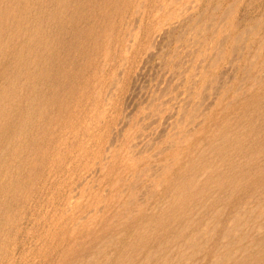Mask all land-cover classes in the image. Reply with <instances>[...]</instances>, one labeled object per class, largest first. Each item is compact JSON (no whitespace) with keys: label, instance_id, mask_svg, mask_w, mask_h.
I'll list each match as a JSON object with an SVG mask.
<instances>
[{"label":"bare ground","instance_id":"6f19581e","mask_svg":"<svg viewBox=\"0 0 264 264\" xmlns=\"http://www.w3.org/2000/svg\"><path fill=\"white\" fill-rule=\"evenodd\" d=\"M142 2L143 0H0V260L7 257L12 245H19L20 241L17 240H20L24 234H31L40 244L34 248L31 246L32 254L45 259L42 264H76L81 256L83 257L81 261L85 259V255L92 250L94 241L100 239L114 241L117 232L122 229L125 231L123 233L131 234L133 235L131 238L136 239L134 242L122 239L120 247L117 246L119 259L126 260L129 264H135L140 251H144L152 245L153 250L155 249L154 243L158 245L160 242H162L159 244L160 247L163 246L167 250L171 244L183 242L196 255L202 250H206V247L210 245L209 250L215 248L209 251L208 256L218 264H264V80L254 83L255 89L251 92L247 91L246 95L242 96L243 94L240 92L242 100L237 101L236 107L234 101L229 100V103L225 104L227 105L226 112L235 110L233 113L236 112V114H234V118H226V121L223 122L217 119L220 121L218 122L220 125L214 124L218 126V129L214 132L213 139L209 143L210 157L204 156L207 151L205 150L198 153L200 156L192 155L186 165H180L175 170H173V166L167 164L169 162L163 166L164 168H161L163 169L161 181L166 182L165 193L171 195L170 205L168 204L166 209H160L161 211L157 214H148L143 207H140L142 205L136 207L137 200L134 202L128 198L129 200L123 204L125 208L123 211L127 212L125 214L127 216L120 212L118 214L115 212V216L112 215L110 219L109 216H104L98 231L95 229L96 227H90L91 223L88 222L78 227L77 232L72 230L76 220L71 219L67 211L74 208L73 201L76 194H67L68 190L67 193L65 190L67 186L69 188L68 177L75 175L77 170L83 169V166L86 167L91 163L89 160L84 162L81 159L88 153L87 148L91 149L87 140L96 138L97 134L90 124L99 122L101 117L100 93L103 88L106 89L105 84L108 82H105L104 79L100 80V61L110 57L111 44L114 41L120 47L118 57L128 50L129 42L132 39L129 40L126 33L119 37L117 28L123 24L124 17L127 16L130 9L133 10L137 5L139 7ZM170 4L173 3L170 2ZM238 4L237 1L231 3L229 11L225 13L229 19L225 24L231 30L238 28L240 24L233 17V14L238 11L236 10ZM182 7H186L185 4ZM225 9L227 8H224V11ZM157 11L160 10L156 9ZM253 20L246 17L241 23L247 21L249 24L253 23ZM256 20L254 21L256 22ZM216 26L218 27L217 24ZM241 33L243 32L234 31L229 35L228 51H231L235 44L237 46ZM261 40L264 41V38ZM220 42H216V44ZM232 54H236L235 51L231 53V57ZM247 54H250L249 51ZM256 58L254 59L256 60ZM214 64V62L211 63V65ZM244 67L246 68V66ZM261 67L263 68L264 65ZM254 76L256 75L254 74ZM250 77L248 78L250 79ZM256 80L258 78H252L251 82ZM114 81L112 82L114 83ZM246 81L245 83H247ZM96 82L101 83L99 90L96 88L98 85ZM198 99L196 98V102L200 101ZM191 112V115L194 116L193 114H197V108H192ZM199 112L201 114L200 110ZM225 114L224 116H226ZM202 115L204 114L202 113ZM176 134L175 132L174 135ZM98 138L96 139L98 140ZM190 138L183 135L175 140L171 150L174 160L171 161L178 160V154L186 144H190ZM109 144L111 146L110 141ZM141 147L143 148V146ZM122 149L125 150V148ZM126 159L129 160V158ZM130 163L126 167L131 170L124 171H131L132 179L138 173H143L136 174L135 163ZM154 164L157 163H151V166ZM156 169L155 167L154 170ZM202 171L205 172L206 177L201 181L198 176ZM137 178L135 177L136 180ZM118 180L120 182L122 179ZM127 192L129 191L127 190ZM121 193L119 194L121 195ZM145 202L147 203V201ZM200 207L204 210H200L202 212L198 213L199 216L194 219V210L197 208L199 210ZM80 217L82 218V216ZM218 220L219 223L215 225L214 221ZM26 222L27 224L21 226ZM70 227L72 228L70 229ZM162 233L164 234L161 235ZM209 235L214 236L213 242ZM78 237L82 238V242L77 241L76 243L75 240ZM86 238L90 240V246L89 244L84 246ZM179 243L178 246H180ZM174 246L176 247V245ZM25 247L23 242V250ZM238 252L241 254L239 257L236 256ZM159 253L154 256H152L153 253H150L144 259L145 262L147 264H168L169 260L164 257L161 259V252ZM54 254L55 260L52 257ZM177 254L178 260L185 259V251L181 252L180 250ZM194 254L193 256H195ZM93 255L95 256V253ZM202 257L205 259L204 256ZM89 258L91 259V257ZM5 262L7 261H2L0 264Z\"/></svg>","mask_w":264,"mask_h":264},{"label":"rangeland","instance_id":"374dc122","mask_svg":"<svg viewBox=\"0 0 264 264\" xmlns=\"http://www.w3.org/2000/svg\"><path fill=\"white\" fill-rule=\"evenodd\" d=\"M173 1H175V0H172V1L171 0L170 1L169 0H162V1L161 0H143V2L140 4L139 7L137 5L133 8V10L130 9V12L127 14L126 17H124L125 20H123V24H121L117 28L118 32H119V37H121L122 35H124L126 33V35H128V38H130L129 40L132 39L129 42L130 45L128 47V50H125L124 51L125 53L123 55H121L120 57H118L117 54L119 53L118 49H120V47L117 46V44L114 41L111 44L112 49H111L110 57L108 59L104 58L100 61V65H99V69H100L99 73L101 74L100 80L103 81V79H104L105 82L106 81H108V82L105 84L106 89L103 88L101 93H100L101 104H100L99 110L101 112V117L99 118V122L97 124L96 123L90 124V127L91 128L93 127L95 134H97L96 138L99 137L100 139L98 138V140H97L95 138V139L87 140L91 149L87 148L88 149V153H87L88 155L85 154L84 155L85 158L82 156L81 160L84 162H88V160H89L91 163H89V165L86 167L83 166V169L77 170L76 171L77 173L75 175L68 177L67 181L69 182V188L67 186V188L65 190L66 193L68 190L67 194H72V195L76 194L75 198H74L75 200L73 201L74 208L72 210L67 211V213H69L70 218L74 219V221L76 220L74 222L75 226L72 229L75 232H77L78 227H80L84 223L87 224V222L91 223L90 227H92V228L96 227L95 229L98 231L100 229L102 219L104 218V216H109V219H110L111 216L115 214V212L117 214L119 212H120V214H122V213L124 215L127 214V212L126 213L124 212L125 208H124L123 204L125 201L129 200L128 198L132 199L134 202L137 200L135 202L136 207L142 205L140 207H143L145 212H147L148 214L149 213L150 214H157L161 210L166 209L170 205L169 201L171 200L170 199L171 195H170V193H165L166 182L164 180L161 181L162 171H163V169H161V168H164L163 166L168 164L170 166H173V170H175L180 165L181 166L186 165V163L188 162V160L190 159V157L192 155H199L200 153H202V151H205V150H207L208 152L205 151L206 154L204 156L210 157L209 143L211 142V139H213L212 136L214 135V132H216V130L218 129V126L220 125V124H218V122H220L219 120H221V122H223V121H226V118L232 119L235 117L234 114H236V112L233 113V111H235V110H230L229 111L230 113L226 112V106L227 105H225V104H228L229 100L234 101L235 107H236L237 101L240 102L242 100V96L246 95L247 91L251 92L255 89L254 83L259 82V80L260 81L264 80V73H262V72H264V71H262V70H264V67L263 68L261 67L264 65V61H262V60H264V47H262V46H264V41L261 40V38L262 39L264 38V36H263L264 35V19H263L264 18V0H199V1L198 0H176L177 2H173ZM191 1H193V2H191ZM235 1H237L239 4H238V7L236 9L238 11H236L233 14V17L235 20L240 22V24H239L238 28L231 30V28L228 27L227 24H225V22H228V20H229L225 13H226V11L227 12L229 11L230 6H231L230 4L234 3ZM170 2H172L173 4H170ZM219 2H221V3H219ZM186 3L188 6L186 5ZM160 4H162V5H160ZM166 4H168V5H166ZM182 4L183 5L185 4L186 7H182L183 6ZM181 7H182V9H181ZM212 7L216 10H214ZM137 8H138V10H137ZM224 8H227V9H225V11H224ZM156 9L160 10V11L159 12L157 11L158 12L157 13ZM211 9H213L214 11ZM206 14H207V16H206ZM167 17H169V18H167ZM246 17L248 19H251V20L257 19L256 22L258 24L254 20H253V23L248 24L247 21H249V20H247V19H246L247 21H244L243 23H241V21H243V18H246ZM204 19H205V21H204ZM260 19H261V21H259ZM163 21H165V22H163ZM262 22H263V25H262ZM216 24L218 25V27L216 26ZM240 25H241V27H240ZM214 27H216V28H214ZM131 28H133V29H131ZM251 29H253V30H251ZM256 30H258V31H256ZM234 31H238V32L240 31L243 33H241V37L239 39V42L237 43V46L235 44V47H237V48L234 47L231 50L232 51L231 52V51H228L227 48L229 45V35ZM153 33H155V34H153ZM253 34H254V36H253ZM131 36H132V38H131ZM244 36H246V37H244ZM225 40H226V42H225ZM219 41H221V42L216 44V42H219ZM252 41L254 42V44ZM261 42H262V44H261ZM249 43H250L251 47H249L250 46ZM257 43H259V44H257ZM115 44H116V47H114ZM247 45H249V46H247ZM148 46H149V48H148ZM225 46H227V47H225ZM261 47H262V49H261ZM222 48H224V49L222 50ZM257 48H258V50H257ZM205 49H206V51H205ZM240 50H241V52H240ZM253 50L254 51L257 50L258 54H257V51L254 52ZM217 51H218V53L219 52L220 53L216 54ZM234 51L236 54H232V57H231V53H233ZM248 51L250 54H247ZM261 51H262V53H261ZM252 54H254V55H252ZM257 55L259 58L257 57ZM254 58H256V60ZM202 59L204 60V62ZM250 59H252V60L249 61ZM256 61H257V63H256ZM213 62L215 64L211 65V63L213 64ZM245 63H246V65H245ZM205 65H207V66H205ZM244 66H246V68ZM259 66L262 68V70ZM236 67H238V68H236ZM242 69H243V71H242ZM246 69H247V71H246ZM202 70L205 72H203ZM245 71H246V73H245ZM254 74L256 76H254ZM211 75H212V77H211ZM259 75H261V76H259ZM250 76L253 79L258 78V80H256L255 82L252 83L251 82L252 78ZM188 77H190V78H188ZM208 77H209L210 81L208 80ZM213 77H214V79H213ZM242 77H243V79H242ZM248 77H250V79ZM215 78H218V79H215ZM237 78H238V80H237ZM191 79L194 82L193 81L191 82ZM113 80H115L114 83L112 82ZM205 80H207V81H205ZM214 80H216V81H214ZM242 80H244V81H242ZM245 81L247 83H245ZM206 82H209V83L207 84ZM96 84H98V83L96 82ZM213 85H217V86H213ZM250 85L252 88L250 87ZM100 86H101V83L96 86L97 90H99L101 88ZM109 86H111V87H109ZM237 87L239 89H241V90H238L239 92L236 90V89H238ZM235 91H237V92L235 93ZM240 92H241V94H243L242 96H241ZM194 93H195V95H194ZM234 95H236L237 97ZM104 96H105V98H104ZM109 96H111V97H109ZM221 96L224 98H222ZM231 96H232V98L233 97H236V98L232 99ZM109 98H110V100H109ZM196 98L197 99L199 98L198 100H200V101L197 100L198 102H196ZM227 98H229V99H227ZM107 99H108V101H107ZM220 99H221V101H220ZM225 101H226V103H225ZM156 103L158 105V108H157V105H155ZM220 104H221V106H220ZM190 107H191V109L196 107L197 108V114L195 113V114H193L194 116H192L191 115L192 112H191ZM102 110H103V112H102ZM199 110L201 111V114H200ZM181 111H183V112H181ZM220 111L224 114L226 113L225 114L226 116H224V114H222ZM179 112L183 115H181ZM202 113L205 116L202 115ZM188 114H189V116H188ZM200 115H202V116H200ZM230 115L231 116L234 115V116L231 117ZM177 117H178V119H177ZM193 117H195V118H193ZM201 117H203V118H201ZM204 119H205V121H204ZM217 119H219V120H217ZM188 120H189V124H188ZM192 120H194V121L192 122ZM181 122H183V123H181ZM173 124H175V125H173ZM214 124H217L218 126L214 125ZM171 127H173V128H171ZM174 127H176V128H174ZM187 129H189V130L187 131ZM96 130H98V131H96ZM177 130H179V131H177ZM175 132L177 133L176 135H174ZM165 133H167V134H165ZM183 135H186L188 139L192 135L190 138V144L189 145L186 144L184 146L185 148H182V149L180 148L181 153L178 154V157H177L178 160L177 161H171V160H174V158L171 155V150L175 144V140H177L178 137L183 136ZM207 137L208 138L210 137V138L208 139ZM170 138H172V139L169 140ZM167 139H168V141H167ZM109 141L111 143V146L109 144ZM133 141H134V143H132ZM173 141H174V143H172ZM130 142H131V145H130ZM200 142L202 143V145ZM101 143H102V145H101ZM128 143L130 146L128 145ZM136 143H137V145H136ZM135 145H136V147H135ZM196 145H198V146L196 147ZM141 146H143V148ZM105 148H107V149H105ZM110 148H111V150H110ZM113 148H115V149H113ZM122 148H125V150ZM168 148H170V149H168ZM196 148H197V150H196ZM104 150H106V151H104ZM193 150H194V152H193ZM198 151H200V152H198ZM192 152H193V154H191ZM122 153H123V155H122ZM120 155H121V157H120ZM86 157H87V159H86ZM126 158H129V160ZM130 158H132V160H130ZM151 158H153V159H151ZM119 160H121V161H119ZM130 161H131V163H135L134 169H135L136 174L138 172H143V173H138L135 176L136 178L139 176L137 178V180L135 179V177L132 179V176L130 175L131 171H124V170H131L130 168L126 167L128 165V163H130ZM104 162L106 163V165L104 164ZM154 162L157 164H154L151 166V163L153 164ZM167 162H169V163H167ZM117 165H119V166H117ZM154 166L158 170L157 169L154 170L155 169ZM142 167H146L147 169L146 168L144 169ZM152 167H154V168H152ZM138 169H139V171H137ZM152 170H154L153 171L154 173L151 172ZM94 171H96V172H94ZM146 172H148V173H146ZM157 172L159 175L157 174ZM78 173H80V174H78ZM83 173H84V175H83ZM204 173L205 172H203V171L200 173L201 176L200 175L198 176L199 180L205 179L206 174H204ZM100 176H102V177H100ZM118 179H122V180H120V182H119ZM141 179H143V180H141ZM126 180H129L130 182L128 183V181H126ZM160 181H161V183H160ZM86 182L87 183L89 182V183L87 184ZM111 183L113 184V186ZM126 185H128V186H126ZM130 186H131V188H130ZM104 188L106 191L103 190ZM124 189L126 192L124 191ZM102 190H103V192H101ZM127 190L129 192H127ZM119 193H121V195ZM151 193L153 194V196ZM99 194H100V196H99ZM102 194H104V195H102ZM114 195H116V196H114ZM150 195H151V198H150ZM112 197H114V198H112ZM144 198H145V200H144ZM138 200H141V201L139 202ZM145 201H147V203ZM193 206H195V205H193ZM93 207H95V208H93ZM104 208H105V210H104ZM201 208L202 207H200L199 210H198V208L196 210H194V212L196 213V214L194 213V216H195L194 219L197 218L199 216V214L202 212L200 210H204L203 208L202 209ZM77 211H78V213H77ZM108 212H109V214H108ZM111 212H112V214H110ZM80 216H82V218ZM125 216H127V215H125ZM92 217L93 218L96 217V218L93 219ZM207 221H209V220H207ZM78 222H80V223H78ZM214 222L216 225L217 223H219V220L214 221ZM24 224H27V222L23 223L21 226H23ZM71 228L72 227H70V229ZM120 231L117 232V235L120 234V236L116 235L117 237L115 236L114 241L110 242V241L105 240V239H102V240L100 239L99 241H94V243L92 244L93 247H91L92 250L89 251L85 255V259L83 261H81V259L83 258L81 256L80 258H78V261L76 262V264H115V263L116 264H129L126 262V260L121 261L119 259V255L117 254V251H118L117 246L120 247L119 245L122 244V243H120L122 241V239H124L126 241H133V242H134V240L136 241V239L131 238V237H133V235H131V234L126 235L125 233H123L125 231H123L122 229ZM243 232L244 231L242 229V233ZM163 234L164 233H162L161 235H163ZM122 235H124V236L121 238ZM126 236H127V238H126ZM24 237H26L27 239ZM209 238H212V239H210L212 242L214 241L213 240L214 236L211 237V235H209ZM81 240H82V238L78 237V238H76L75 241L77 243V241H81ZM17 241H20L19 245L18 246L12 245L10 247L9 253L7 254V257L5 259L2 258L0 260V263L2 261H7V262L9 261V264H42V263H44L45 259L35 257V255L32 254L33 253L32 249L34 247H37L40 245L39 242L37 243L36 240L34 239V235L24 234L20 238V240H17ZM106 241H108V242H106ZM23 242H24V245L26 246L24 250H23ZM161 243L162 242L158 243V245H156L157 243H154L155 249H153V250H152V248H153V245H152V246L148 247L150 249L147 248L148 250L146 249L144 251H140V254H139L138 259L136 260L135 264H138V262H139V264H147L144 260V259H146V256H148L150 253L151 254L153 253L152 256H154L155 254H160L159 252H161V255H160L161 259L164 257V258L169 260L168 264H173V263L174 264H185V262H186V264H193V263L194 264H207V263L208 264H218V263L213 262L214 259H212V258H210V256H208L209 251H211L215 248V247H213V249L209 250L210 245L207 246L208 248L206 247V250H202L200 253H198L196 255L193 253V250L188 245L184 244L183 242L181 244L178 242L180 246H178V243L177 244H171V246H170L171 248L168 247V250L165 249V247L163 248V246L160 247L159 244H161ZM88 244L90 246V240H88L86 238L84 240V246L88 245ZM98 244H100V245H98ZM113 244H115V245H113ZM95 245H96V247H95ZM174 245H176V247ZM174 248H175V250H174ZM185 248H188V249H185ZM180 250H181V252L185 251V253H186L185 259L182 261H180L176 258V256L178 255L177 253L180 252ZM191 251H192V253H191ZM24 252L25 253L27 252V253L25 254ZM143 252H145V253H143ZM171 252L172 253L174 252V253L172 254ZM93 253H95V256L93 255ZM103 254H105V255H103ZM167 254H169V255H167ZM193 254L195 256H193ZM240 255L241 254L238 252L236 256L239 257ZM202 256H204L205 259H207V260H205ZM52 257L54 258V260L56 259L55 254ZM89 257H91V259ZM170 257H172V258H170ZM187 258H190V259L188 260ZM186 259H187V261H186ZM174 260H176V261L173 262ZM114 261H115V263H114ZM209 261H210V263H209ZM7 262H5V263L7 264ZM5 263H3V264H5ZM228 264H230V263H228Z\"/></svg>","mask_w":264,"mask_h":264}]
</instances>
